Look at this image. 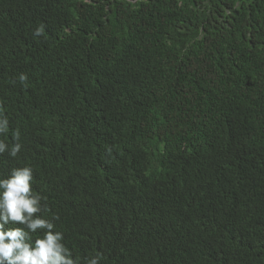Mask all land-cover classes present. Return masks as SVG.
Returning <instances> with one entry per match:
<instances>
[{
	"label": "trees",
	"instance_id": "obj_1",
	"mask_svg": "<svg viewBox=\"0 0 264 264\" xmlns=\"http://www.w3.org/2000/svg\"><path fill=\"white\" fill-rule=\"evenodd\" d=\"M3 118L74 264H264V0H0Z\"/></svg>",
	"mask_w": 264,
	"mask_h": 264
},
{
	"label": "clouds",
	"instance_id": "obj_2",
	"mask_svg": "<svg viewBox=\"0 0 264 264\" xmlns=\"http://www.w3.org/2000/svg\"><path fill=\"white\" fill-rule=\"evenodd\" d=\"M33 35L42 36L43 27L37 28ZM18 79L23 85L27 77L21 74ZM7 126V119H0V133L7 132ZM14 139L19 140V131L14 133ZM7 150L0 142V154ZM20 151L21 145L16 143L9 155L15 158ZM32 179V170L25 167L12 170L10 178L0 180V264H74L71 253L61 243L62 234L53 231L52 223L37 218L41 211L40 197L33 195ZM8 224L23 227L4 231L3 226ZM37 230H43V238L36 239L33 245L28 242V234ZM88 264H98V257Z\"/></svg>",
	"mask_w": 264,
	"mask_h": 264
},
{
	"label": "bare ground",
	"instance_id": "obj_3",
	"mask_svg": "<svg viewBox=\"0 0 264 264\" xmlns=\"http://www.w3.org/2000/svg\"><path fill=\"white\" fill-rule=\"evenodd\" d=\"M123 110V109H122Z\"/></svg>",
	"mask_w": 264,
	"mask_h": 264
}]
</instances>
